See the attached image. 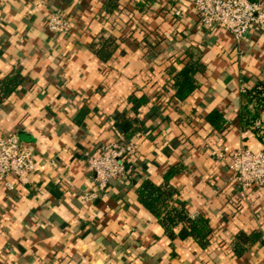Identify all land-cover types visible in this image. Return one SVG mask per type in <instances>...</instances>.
Segmentation results:
<instances>
[{"label": "crops", "instance_id": "crops-1", "mask_svg": "<svg viewBox=\"0 0 264 264\" xmlns=\"http://www.w3.org/2000/svg\"><path fill=\"white\" fill-rule=\"evenodd\" d=\"M103 1L0 0V80L13 71L25 78L0 102V135L23 134L35 154L30 184L11 177L10 191L0 182V264H264V191L241 189L229 159L212 156L214 149L261 150L241 130L239 114L242 89L264 81V32L251 27L239 47L226 30L196 28L193 0H157L150 16L134 10L132 20L127 11L138 0H117L111 18ZM52 10L71 21L68 35L47 30ZM105 31L124 35L107 62L90 49ZM146 34L158 45L154 52L144 46ZM190 46L202 52L206 73L176 105L168 68ZM133 96L148 99L137 114ZM214 111L225 116L226 130L207 122ZM123 113L143 127L138 148L127 178L95 192L86 155L125 140ZM177 165L184 170L171 185L191 218L204 217L213 230L205 249L191 238L172 241L138 201L144 181L161 185ZM241 232L262 235L243 258L232 249Z\"/></svg>", "mask_w": 264, "mask_h": 264}, {"label": "trees", "instance_id": "trees-1", "mask_svg": "<svg viewBox=\"0 0 264 264\" xmlns=\"http://www.w3.org/2000/svg\"><path fill=\"white\" fill-rule=\"evenodd\" d=\"M256 2L255 0H250ZM157 5V0H138L133 10L127 11V17L132 20L134 10L150 16ZM176 3L171 2L174 8ZM104 10L106 17H115L119 7L117 0H104ZM159 12L169 11V9L161 8ZM174 18H176L174 16ZM124 35L121 36L105 31L94 42L90 49L102 61H109L117 52L122 50ZM144 46L147 50L154 52L157 43L151 41L148 34L145 35ZM202 52L193 46L187 48L183 53L177 54L171 58V65L168 68V74L172 81L171 89L174 91L172 100L176 105L184 102L192 96L199 88L197 75L206 73V66L202 62ZM180 66V67H179ZM25 82V78L21 73L13 71L6 78L0 80V102L7 99ZM168 92L169 90H163ZM241 107L239 114V124L243 132H250L256 141L264 150V81L257 79L251 88H243L240 95ZM148 99L145 97H131L132 111L138 113L140 108L145 106ZM207 122L211 124L215 130H226L228 127L225 116L214 111L207 117ZM118 126L125 137V141H134L143 127L135 126L132 118L127 113H123L119 120ZM184 168L177 165L169 170L166 174L164 182L156 185L150 180L144 181L137 190L138 201L148 210L164 228L167 236L175 241L193 239L195 242L205 249L209 247L213 230L207 219L201 216L191 218L184 201L180 200L177 190L171 185V179L181 173ZM182 225V229L176 232V228ZM262 243V235L260 233H252L247 235L243 232L239 233L233 243L232 249L234 254L243 258L247 255L252 246Z\"/></svg>", "mask_w": 264, "mask_h": 264}, {"label": "built area", "instance_id": "built-area-1", "mask_svg": "<svg viewBox=\"0 0 264 264\" xmlns=\"http://www.w3.org/2000/svg\"><path fill=\"white\" fill-rule=\"evenodd\" d=\"M198 15L196 28L199 31L223 29L233 37L237 46L245 43L251 27L264 32V5L250 0H193ZM176 16L181 12L176 10ZM47 30L54 35H68L72 23L59 11L49 12ZM138 148L137 141L111 143L100 148L98 155H86L87 168L94 176L95 192L105 191L115 180H125L129 172V158ZM212 156L225 162L241 189L264 191V150L241 147L227 155L214 149ZM35 170V154L23 143L17 133L0 135V182L12 191L14 185L9 178L15 177L21 184H30L29 176ZM95 196V194H94ZM87 199V195H84Z\"/></svg>", "mask_w": 264, "mask_h": 264}, {"label": "water", "instance_id": "water-1", "mask_svg": "<svg viewBox=\"0 0 264 264\" xmlns=\"http://www.w3.org/2000/svg\"><path fill=\"white\" fill-rule=\"evenodd\" d=\"M19 136H20V139H21V140H25L23 134H20Z\"/></svg>", "mask_w": 264, "mask_h": 264}]
</instances>
